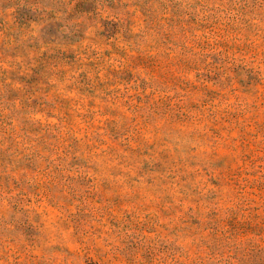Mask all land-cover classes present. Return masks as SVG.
<instances>
[{
    "label": "rangeland",
    "instance_id": "1",
    "mask_svg": "<svg viewBox=\"0 0 264 264\" xmlns=\"http://www.w3.org/2000/svg\"><path fill=\"white\" fill-rule=\"evenodd\" d=\"M0 264H264V0H0Z\"/></svg>",
    "mask_w": 264,
    "mask_h": 264
}]
</instances>
